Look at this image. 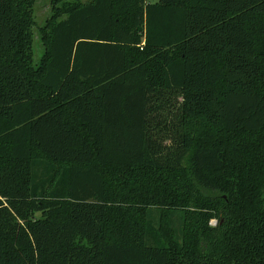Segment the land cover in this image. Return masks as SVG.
Instances as JSON below:
<instances>
[{"label":"trees","instance_id":"1","mask_svg":"<svg viewBox=\"0 0 264 264\" xmlns=\"http://www.w3.org/2000/svg\"><path fill=\"white\" fill-rule=\"evenodd\" d=\"M0 0V264H264V0ZM62 5V8H58Z\"/></svg>","mask_w":264,"mask_h":264},{"label":"rangeland","instance_id":"2","mask_svg":"<svg viewBox=\"0 0 264 264\" xmlns=\"http://www.w3.org/2000/svg\"><path fill=\"white\" fill-rule=\"evenodd\" d=\"M71 3L75 0H64ZM87 2L88 0H81ZM149 3H155L157 0H147ZM56 6L53 0H34L32 5V20L33 23L29 28L31 63L39 64L45 53L44 41L42 39L41 29L47 24V21L53 16V10ZM58 8H62L59 5Z\"/></svg>","mask_w":264,"mask_h":264}]
</instances>
